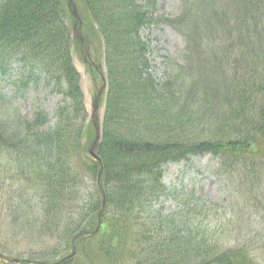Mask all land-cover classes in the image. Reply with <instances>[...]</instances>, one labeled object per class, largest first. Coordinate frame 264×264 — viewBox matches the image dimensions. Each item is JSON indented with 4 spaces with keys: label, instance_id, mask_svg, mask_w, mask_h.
Masks as SVG:
<instances>
[{
    "label": "trees",
    "instance_id": "1",
    "mask_svg": "<svg viewBox=\"0 0 264 264\" xmlns=\"http://www.w3.org/2000/svg\"><path fill=\"white\" fill-rule=\"evenodd\" d=\"M72 1L81 37L103 49L100 162L88 153L94 130L72 59L84 45L71 33L68 0H0V77L17 65L12 84L42 82L61 96L54 122L41 108L31 120L1 110L0 150L24 185L13 206L18 223L8 231L26 224L40 247L13 257L27 264H264L253 248L264 252V232L241 243L240 232L224 238L221 224L205 229L182 209L158 206L167 192L163 165L209 154L238 195L237 213L264 219V0H229L228 12L224 0H178L173 18L154 17L157 0ZM152 22L185 42L184 66L161 86L141 34ZM204 51L214 81L197 94L190 66ZM9 120L17 130L5 128ZM250 225L247 237L255 233Z\"/></svg>",
    "mask_w": 264,
    "mask_h": 264
},
{
    "label": "rangeland",
    "instance_id": "2",
    "mask_svg": "<svg viewBox=\"0 0 264 264\" xmlns=\"http://www.w3.org/2000/svg\"><path fill=\"white\" fill-rule=\"evenodd\" d=\"M223 7L228 12L229 0L223 1ZM178 12V0H157V13L154 14V17L157 14L165 18H173L177 16ZM141 34L149 43L150 72L156 84L161 86L167 79L173 77L174 73L180 72V67L184 66V39L163 22L146 24L142 28ZM88 46V59L98 66L99 72L104 73L103 49L95 47V44H88ZM210 56L211 53L208 51L194 54L190 69H192L197 82V94L209 89L206 88L205 82L214 81L211 70L205 65V61ZM84 57L87 56L81 54L80 51L72 50L74 65L81 76L85 105L88 112L91 113L93 96L101 86L102 81L100 73L91 68L83 60ZM17 67V65L12 66V72L9 75L0 77V121L6 120L2 113L3 110L7 112L5 114L10 118L31 120L35 111L41 108L48 112V119L51 118V122H54L53 112L61 96L52 93L42 82L29 83L28 86L12 84L11 81H14V78L18 76L15 72ZM103 111L102 104L99 109L101 119ZM6 127L9 130L18 129L11 120L5 123ZM7 154L8 151L5 148L0 150V253L3 252L1 254L6 258L18 253L26 259L31 251L40 247L39 243L33 240L34 234H31L30 226L25 224L24 228L15 227L16 234L13 231H8V227H12L10 223H18L19 219H15L13 206L15 207V203L19 202L16 198L24 185L15 182L12 174L14 162ZM163 168V182L167 192L159 201L158 206L163 208L164 213L182 209L181 214L188 217L192 225L200 224L205 229L212 225L221 224L222 229H225L224 238H236L237 234L235 233L240 232L238 237L241 243L245 240L252 242L259 233L264 232V219L260 214L257 213L249 218L246 213H237L238 206H242L238 200V195L229 186L227 179L216 173V160L209 154L189 156L180 162H169L164 164ZM195 200L206 204L207 210L210 209V211L195 205ZM220 208H226V210ZM249 223L251 224L250 228L255 230V233L247 237L245 228ZM253 248L256 256L262 260L263 249H256L257 246L254 244ZM5 261L7 262L5 258L0 257V264H6Z\"/></svg>",
    "mask_w": 264,
    "mask_h": 264
},
{
    "label": "water",
    "instance_id": "3",
    "mask_svg": "<svg viewBox=\"0 0 264 264\" xmlns=\"http://www.w3.org/2000/svg\"><path fill=\"white\" fill-rule=\"evenodd\" d=\"M68 1L71 4L72 0H68ZM73 15L76 16V9H75V7H73ZM82 41L83 40L81 38V42ZM104 86L105 85L103 84L101 86V88L98 90L97 94L94 96L93 107H92V112H91V116H90L91 117L92 124H93V127H94L95 135H94V139L92 141V144H91V146L89 148V153L95 159H98V157L96 156L94 150L97 147L98 140H99V137H100V126H99V123H98L97 110H98V107H99L100 96H101V93L103 91ZM103 203H104V198H103ZM98 227H99V225H97L96 229L93 232H95L98 229Z\"/></svg>",
    "mask_w": 264,
    "mask_h": 264
}]
</instances>
